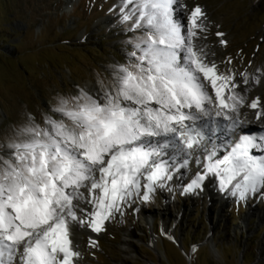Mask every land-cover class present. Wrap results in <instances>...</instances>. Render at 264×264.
I'll return each instance as SVG.
<instances>
[{"label": "snow or ice", "instance_id": "6c2138e0", "mask_svg": "<svg viewBox=\"0 0 264 264\" xmlns=\"http://www.w3.org/2000/svg\"><path fill=\"white\" fill-rule=\"evenodd\" d=\"M118 21L130 35L110 80L58 96L42 122L26 114L4 130L0 264H80L82 231H106L190 171L193 158L198 170L182 195L202 192L209 177L237 202L264 195V135L242 132L251 124L243 109L264 124V99H249L264 70L217 62L199 4L120 0ZM214 35L228 46L224 32ZM88 247L98 241L89 237Z\"/></svg>", "mask_w": 264, "mask_h": 264}, {"label": "rangeland", "instance_id": "374dc122", "mask_svg": "<svg viewBox=\"0 0 264 264\" xmlns=\"http://www.w3.org/2000/svg\"><path fill=\"white\" fill-rule=\"evenodd\" d=\"M185 3L206 10L217 62L232 57L240 71L264 70V0ZM119 4L120 0H0V141L4 130L21 124L26 114L42 122L58 96L78 94L89 81L99 87V80L111 79L110 66L125 62L124 41L130 35L119 24ZM216 31L226 34L227 47L218 43ZM186 177L185 182L190 181ZM162 191L142 203L141 210L127 208L123 216L107 222L98 247L89 248L83 233L80 264H188L177 245L156 237L162 228L192 250V264H264V195L218 203L207 194L195 201L177 186ZM128 230L137 237L132 238L133 254L123 251Z\"/></svg>", "mask_w": 264, "mask_h": 264}, {"label": "bare ground", "instance_id": "6f19581e", "mask_svg": "<svg viewBox=\"0 0 264 264\" xmlns=\"http://www.w3.org/2000/svg\"><path fill=\"white\" fill-rule=\"evenodd\" d=\"M184 2H185V0H184ZM208 43L211 44L209 42V40H208ZM212 50L215 51L216 59H217V55H218L217 54V51H218L217 48L214 47ZM259 70H263V69H259ZM259 70L254 72V74L258 73ZM84 86H85L84 88H86L87 90L98 88L97 85L95 83L91 82V81L87 82ZM257 95L261 96V98L264 99V81H262V84L259 85V86H253L251 93H249V99H254ZM244 114H246L248 116V119L251 121V124L246 125L242 129L243 134L249 133V130H252V129L256 128V131L254 133H259V136L264 135V124H262L260 121H256L255 120V110H252L250 108L243 109L242 110V118H243ZM255 126H257V127H255ZM248 127H250V128L248 129ZM197 170L188 172L190 174V178H192V176L195 175ZM187 171L188 170L182 169L181 173H177L176 176H174L173 180L168 182L167 187H174L175 185H178L179 187H182L183 184L188 183L189 181L185 182V180H184V178L186 177ZM181 174H183L182 177H181ZM216 184H217V181L215 180V178L214 177H209L205 181L204 190L202 192H198V194H195V195H186V197H191L193 200L196 201V199H198L199 197H201V196L203 197V196H205L207 194L209 198H212L213 200L217 201L218 203L219 202L223 203L224 201L227 202L230 199H235V198L231 197L227 193L219 192L217 190ZM257 195H258V193L256 195H254V196H257ZM168 200L170 201L171 197H169ZM260 215H262L263 219H264V211H261ZM150 217H153V216H150ZM150 217H148L147 219H149L148 221H151L153 223V220L150 219ZM83 233L86 234V237L88 239H89V237H91L92 239L97 240L98 237H100L103 232L100 233L99 235H97L95 233H91L89 230L82 231L80 233V236H79L80 247H81V244L83 243V240L85 239L84 236H82ZM165 233L166 234H170L169 236H172V234L169 232V230L166 231ZM126 235L129 238H127L125 240V242L123 243V245H124L123 251L126 254H133V252L135 251L134 248H136V246H135V243H134L132 238L136 239L137 238L135 236L136 234L134 232L128 230V231H126ZM154 245H156L155 240L151 241V243H150V246H154Z\"/></svg>", "mask_w": 264, "mask_h": 264}, {"label": "water", "instance_id": "95a60500", "mask_svg": "<svg viewBox=\"0 0 264 264\" xmlns=\"http://www.w3.org/2000/svg\"><path fill=\"white\" fill-rule=\"evenodd\" d=\"M185 256L187 257L189 264H191V263H190V259H191V258H190V255L185 254Z\"/></svg>", "mask_w": 264, "mask_h": 264}]
</instances>
